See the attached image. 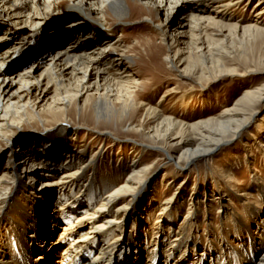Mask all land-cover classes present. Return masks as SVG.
<instances>
[{"label":"bare ground","instance_id":"obj_1","mask_svg":"<svg viewBox=\"0 0 264 264\" xmlns=\"http://www.w3.org/2000/svg\"><path fill=\"white\" fill-rule=\"evenodd\" d=\"M131 1L133 7L151 6L164 11L163 23L155 27L161 41L173 51L164 61L180 78L196 77L200 85L235 74L224 65L229 56L225 48L228 45L233 48V40L243 45L248 41L246 38L255 41L264 35L259 21L264 20V0L254 4V21L242 20V24L246 23L243 25L236 20L222 23L227 13L224 12L242 0ZM129 5V0H0V142L5 149L15 147L0 169V197L6 196L0 200V212L6 218L0 228V264H196L195 261L264 264V216L259 217L261 208L264 212V188L259 183L258 188L253 187L257 196H261L259 204L250 203L245 191L239 194L230 190L236 182L231 172H219L221 179L214 183L211 179L210 183L193 185L182 227H173L181 213L178 199L173 197L182 196L178 191H182L185 180L177 184L167 201L168 208L159 206L154 198L144 200L139 195L147 189L150 170L160 158L144 164L143 154L154 156V150L162 152L159 156L172 164L175 175H187L201 160L205 163L222 147L228 145L231 149L235 141L245 138L257 109L264 102V85L245 89L219 117L190 124L164 116L157 106L138 103L136 93L142 84L132 71L133 57L122 45L120 32L111 42L109 37H115V29L102 28L106 24V11L125 24ZM179 7L184 10L183 17L175 22L172 17ZM58 11L76 14L74 22L62 26L70 30L66 34L69 40L52 43V39L53 51L41 50L32 62H27L30 58L19 57L16 51L18 45H23L21 41L35 36L19 37L17 29H36L39 23L33 21L44 20ZM231 19L230 16L228 21ZM87 26L91 35L80 36ZM205 29L211 32L205 35ZM17 36L19 39L15 40ZM262 61L259 64L264 68ZM163 98L162 95L159 102ZM72 107L81 116L91 110L96 120L116 119L119 128L127 125V134H141L147 142L134 150L121 184L113 185L110 180L98 186L95 164L101 148L85 159L88 153L85 145L61 153L53 141L41 147L38 152L41 155L34 156L27 148H18L19 140L11 139L24 123H45L66 117ZM256 129L264 131V116ZM256 134L241 141L240 150L248 153L244 157L249 158L253 155H250L251 145H256L264 160V136L256 137ZM36 137L32 142L40 144V137ZM238 153V148H233L224 156L232 158ZM85 170H90L86 177ZM163 174L160 184L167 175ZM175 175L170 179L175 180ZM222 179L226 188L221 184ZM14 184L17 190L21 189L16 196L17 192L7 193ZM43 185L55 189L54 192H44ZM231 192L238 202H243L242 208L250 220L233 207L228 212L223 205L226 198L232 201ZM211 203L216 209L223 208L222 219L226 217L227 225L213 229L207 219L208 229L202 228L199 235L205 244L198 248L196 238L201 223L198 207L202 204L209 210ZM155 211L153 225L151 215ZM110 235L115 238L111 239ZM177 252L178 261L172 257Z\"/></svg>","mask_w":264,"mask_h":264},{"label":"rangeland","instance_id":"obj_2","mask_svg":"<svg viewBox=\"0 0 264 264\" xmlns=\"http://www.w3.org/2000/svg\"><path fill=\"white\" fill-rule=\"evenodd\" d=\"M242 1L237 5L229 7V9L224 12L227 13L225 22H222L223 24H231L235 20L239 21V24H242V20L254 21L255 12H253V8L257 0ZM132 2L133 1L129 0L130 5L127 7L126 16L124 17L125 24L118 21L109 11H106V24H102V28L106 31L110 28L115 29L116 35L115 37L102 35V37H109L112 42L118 38V32L122 35L121 43L128 49L129 56L131 58L133 57L134 63L131 64L132 71L137 74V78H139L142 84L136 93L138 96V103L144 105L150 104L154 107L157 106L156 108L164 116L175 119L177 122L190 124L199 120L205 121L219 117L222 110L230 108L245 89L264 85V68L260 65V61L263 60L262 62H264V35L260 40L255 41L246 38L248 41L243 45L233 40L235 42V47L233 46V48H231L228 45V48H225L229 56L226 57L227 59H225L224 65L226 69L232 70L235 74L222 77L216 81L202 82L200 85L196 77H189L187 79L180 78L179 73L175 72L176 70L169 69L167 63L164 61V58L168 54L172 56L173 53V51L168 49L161 41L160 34L155 29L157 25L163 23L164 11L157 10V12L151 6L133 7ZM191 3L192 2H188V4ZM73 4L76 6V2ZM183 13L184 10L182 8H176L172 19L174 18L176 20L175 22L178 20L180 21L183 17ZM75 15L74 13L58 11L52 13L50 16H46L44 20L33 21L34 23H39L36 29H30L31 31L28 29H17L16 32L19 34V37L21 34H33V36H35L34 39L29 38V40L21 41L23 45H18L19 47L16 51L19 52V57L26 59L30 58L27 62H32L41 54V50H45L47 53L48 51L52 52L54 47L51 48L50 46L55 45H52V43L59 42V40L63 42L65 38L69 40V36L66 34L67 32L69 34L70 30L65 27L77 19L74 17ZM230 16L232 19L228 21ZM259 21L264 25L263 19ZM243 24L246 23L243 21ZM64 25L65 27H62ZM263 25L261 26L262 28H264ZM28 27L32 28L30 26ZM84 28L85 30L80 32L79 35L84 37L91 35L89 27L87 26ZM225 30L226 29H223V31ZM210 32V29L204 30L205 35ZM38 35L42 37L37 39ZM18 36L15 40L19 39ZM52 39H54V41ZM84 40L87 41L88 39ZM250 71H254V74L247 75L246 73ZM170 89H174L173 94H169ZM162 95L164 98L159 102ZM141 115L142 113L139 115L138 119ZM65 116L67 118L59 116L53 121H47L45 123L36 121L32 124H23L22 122L23 126L15 130L11 139L13 141L19 140L20 143L18 148H27L28 152L36 154L34 156L41 155V153H38L41 147L46 146V143L51 145L53 141L56 142V150L61 153L72 152L77 150L81 145H85L88 151L85 155V159H87L89 155H93L94 152H97L98 148H101L99 151L100 155L96 157L97 162L95 164V176L98 179V186H101L102 181L109 182L110 180L114 183L113 185L121 184L125 179L124 174L129 171V165L133 159L134 150L141 149V143H147L144 141L142 135L134 133L127 134V125L124 124V127L119 128L116 119H112L109 122H105L102 119L96 120L91 110H88L81 116L79 112L72 107L70 113ZM262 116H264V102L261 103L257 109V113L251 123L252 126L245 134L246 139L242 138L241 140L235 141L232 147H229L231 149H228V145L222 147L218 152L212 155L209 160H205V163L204 160H201L198 165L199 167H191L192 170L190 169L187 175H175V168L172 167V164L169 163L168 160L166 161L164 157L159 156L163 155L162 152L159 153L154 150V156H150V154L146 156V154H143L141 162L144 164H150L149 162L155 160V157H160L161 159L159 158L157 163L153 164L146 181L147 189L139 194L140 196L142 195L141 199L143 198L146 200L147 198H154V200L159 203V206L162 204L163 206L165 205V208H168L170 203L167 204V201L172 198L171 196L174 194V189L177 187V184L185 180L182 191H178L182 196L179 197L175 195L176 197H173L174 200L176 198L178 199L177 204L181 206V213L176 218L178 223L176 222L177 225L173 227L179 225L182 227L184 226L182 220L184 221L185 219L183 213H185L184 211L187 208L192 186L195 185L194 187H198L199 185L210 183L209 181L211 179L214 183L218 179H221L219 172L227 171L231 172V175L236 181L232 184L234 188L232 189V187L229 186V189L231 187V191L239 194L245 191V193H248L250 203L259 204L262 201L261 196H257L254 192L256 189L253 190V187L258 188L257 186L260 184L262 188H264V160L261 158L260 151L258 152L256 145H251L250 155H253L249 158L247 156L244 157V154L248 153L245 152L243 154L240 149L242 148L241 141H246L250 137V134L258 133L256 137L260 135L261 137L264 136V131L258 132L256 129ZM36 136L40 137L38 138L40 144L32 142L34 138H37ZM233 148H238L240 151L238 156L233 155L232 158L231 156H228L229 158L225 157L224 154L228 151H232ZM14 149L15 147L5 149L3 143L0 142V169H2L3 160L7 158L9 152ZM231 160H233L232 163L228 164L227 161ZM61 163L62 161L57 164L59 165ZM224 167L226 168L224 169ZM84 173L86 177V175L90 174V170H85ZM163 173L167 175L160 184V178ZM171 175L176 176L175 180L170 179ZM223 180L224 179H222V181ZM83 182L85 181L83 180ZM221 184L223 188H226L225 186L227 184L225 180ZM20 190V188L17 190L14 184L7 193L15 194ZM43 190L44 192L53 193L55 189L49 190L43 185ZM17 194L18 192L14 196ZM231 194L234 196L232 201L228 202V198L225 197V202H223L228 212L229 208L232 209L233 207V210H236L237 213H240L246 217L247 220H250L242 208L243 206L241 204L243 202H238V197L232 192ZM5 197V195H2L0 200ZM150 203L156 206L154 201H150ZM1 206L0 204V208ZM210 206L212 208H209V210L202 204L198 207V215L201 220V223H199V231L202 228L205 229V231L208 229L207 219H209V225H211L213 229L223 224L224 226L227 225L226 217L222 219L223 208L216 209L217 207L215 208L214 203H211ZM49 212H51V210L48 211L47 214H50ZM3 213L4 212H0V228L2 227L1 221L6 219L2 216ZM154 216L156 217V211L151 215L152 220ZM262 216H264V212L261 208L259 217L262 218ZM203 220L206 221L205 224L202 223ZM154 221L155 220L151 222L153 225H155ZM149 225L151 224L149 223ZM202 232L203 231H200L196 238L198 248H202L205 244L203 238L199 236ZM112 237L113 239L115 238V236L110 235L111 239ZM172 257L173 260L178 261V252ZM195 263L201 264L199 261H195ZM185 264L188 263L185 262Z\"/></svg>","mask_w":264,"mask_h":264}]
</instances>
